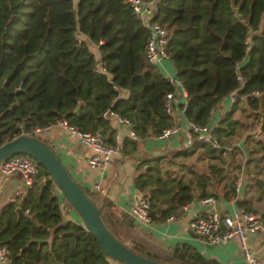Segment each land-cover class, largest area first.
Instances as JSON below:
<instances>
[{"label": "trees", "instance_id": "obj_1", "mask_svg": "<svg viewBox=\"0 0 264 264\" xmlns=\"http://www.w3.org/2000/svg\"><path fill=\"white\" fill-rule=\"evenodd\" d=\"M233 4L240 20L234 17L230 0H160L156 5L151 20L168 30L165 50L186 94L185 120L203 125L229 93L264 91V0ZM77 33L97 46L104 72L95 69L98 59ZM146 37V28L126 0H0V145L56 118L83 131L102 136L108 132L105 141L113 144L109 122L100 116L105 108L130 120L139 138L157 136L171 126L161 99L172 87L146 63ZM236 72L243 79L242 88ZM246 103L257 108L255 97H247ZM232 111L211 130L218 149L198 140L188 148L187 153L204 149L209 172L223 170L218 162L225 148L221 137L233 134L238 125ZM256 152L257 158H264V139L257 140ZM160 160H141L134 177L135 188L151 201L150 221L166 219L193 197L188 184L161 176ZM42 174V183L0 207V244L9 252L8 264H113L79 217L80 223L62 219L56 186L43 168ZM193 177L198 197L207 196L203 186L208 178ZM85 190L100 208L108 231L134 253L166 264H219L184 246L172 251L153 247L105 205L100 192Z\"/></svg>", "mask_w": 264, "mask_h": 264}, {"label": "crops", "instance_id": "obj_2", "mask_svg": "<svg viewBox=\"0 0 264 264\" xmlns=\"http://www.w3.org/2000/svg\"><path fill=\"white\" fill-rule=\"evenodd\" d=\"M76 36L89 45L99 65L97 46L81 33H77ZM155 67L164 78H175L174 67L168 59L159 60ZM180 90L178 86L175 92L173 121L179 125L181 131L175 135L167 138L150 135L131 140L128 139V128L125 125L119 124L113 118H106L112 130L113 141L114 135H118L120 151L112 156L110 164L102 170L90 168L87 165L86 158L89 151L78 140L68 137L61 128L53 127L41 131L36 137L53 150L62 166L82 188L97 192L92 190V185L98 183L104 190L100 196L104 198L105 205L128 222L137 235L148 244L165 251L184 246L187 252L199 253L202 257L214 259L219 264H242L241 248L236 238L224 240L217 245H210L201 242L190 233L188 222L192 215L207 208L199 202L200 189L193 176L208 178L203 191L208 194L207 196L216 198L215 206L218 210L230 212L233 208L243 207L253 211L264 225V158H257L260 154L256 152L257 140L264 138L257 131L254 116L246 108V100H238L235 107L233 104L231 108L233 109L231 117L238 121V125L233 134L221 137V142L225 147V156L220 154L222 160L218 162L223 170L215 169L209 172L204 149L199 148L192 153H187L188 148L184 145L182 130L185 126V119L179 107V104L184 103V99L179 97ZM125 95V91H119V96L124 97ZM229 105V95H226L212 109L208 124L216 126L228 113ZM218 108L221 111H218ZM251 121L254 122L252 128H250ZM250 134L254 137V142ZM108 135L109 133L106 132L103 138L106 140ZM215 138L213 136V139ZM132 141L134 145L131 146ZM152 157H161L158 167L163 178H172L188 184L193 197L189 201L188 209L181 211L178 208L172 215V219L166 217L164 220H151L145 225H139L131 219L128 206L135 202L141 194L134 186V177L138 173L137 166L141 160ZM237 178L240 180V186L238 191L234 192L232 191L233 181ZM22 187L23 184L18 174H10L6 180L0 177V188L3 190V194H0V207L5 203L7 196H13L16 200L17 197L21 198L24 194ZM19 189L23 191L16 194ZM55 192L62 219L80 223L75 212L70 207L66 208L67 203L59 190L56 189ZM263 237L261 230L248 232L245 236L246 248L254 252L259 260L264 259Z\"/></svg>", "mask_w": 264, "mask_h": 264}, {"label": "built area", "instance_id": "obj_3", "mask_svg": "<svg viewBox=\"0 0 264 264\" xmlns=\"http://www.w3.org/2000/svg\"><path fill=\"white\" fill-rule=\"evenodd\" d=\"M159 1L160 0H126L132 14L140 19L142 25L147 30L143 56L146 63L151 66H155L159 60L168 59L165 50L168 39V30L164 25L151 20L155 14L156 5ZM73 2H76V0H73ZM100 43L101 42H98V44ZM237 68L238 67L235 66L236 70ZM95 69L104 72V69L98 64ZM165 79L172 89L164 92L162 96V112L174 120V99L177 87L180 86L181 93L179 95L184 99L181 110L185 107L186 94L176 78L168 77ZM236 80L239 83V88H242L243 79L238 72H236ZM259 93V91H251L247 95L237 94L236 91L229 93L230 105L227 112L231 110L232 105L236 101L243 99L246 100L247 97L254 98ZM100 116L105 119L113 118L119 124L125 125L128 128V139H137L138 136L132 130L131 122L127 118L120 116L109 108L103 109ZM209 118L203 125L194 121L185 120V126L182 132L186 148H190L195 140L209 144L212 149L219 148L218 142L211 136V130L215 125L212 124V126H210L208 124ZM53 127L61 128L65 131L68 137L78 140L89 151L86 162L90 168H98L101 170L106 168L110 164L112 156L120 151L117 134L114 135V143L109 144L99 133L80 130L71 125L64 118H56L42 127H36L29 135L37 136L41 131ZM180 131L181 129L179 125L173 121L171 126L161 129L157 136L159 138H167ZM224 153V151L221 152L222 156H225ZM10 174H18L20 176L24 190L39 185L45 179V176L42 174V167L34 159L25 154H13L0 161V177L3 180H6ZM233 183L232 191L237 192L240 186L239 178L234 180ZM92 190L100 192L101 194L104 192L98 183L92 185ZM21 191H23V189H19L16 194ZM0 194H3L1 188ZM14 201L15 199L13 196H7L5 198V202ZM199 202L208 207L204 211L192 215L188 222L189 231L195 238L210 245H217L224 240L236 238L241 248L242 264H264V259L259 260L254 252L249 251L245 246V236L248 232L261 230L264 236V225L261 219L253 211L243 207H237L233 208L230 212H221L215 206L217 203L216 198L212 196L202 197L199 199ZM189 205L190 202H187L180 206L179 210L186 211ZM150 209L151 201L149 196L146 192H142L136 201L128 206V213L135 223L145 225L150 222ZM172 217V215H169L167 219H172ZM8 262L9 252L5 246L0 244V264H8Z\"/></svg>", "mask_w": 264, "mask_h": 264}, {"label": "water", "instance_id": "obj_4", "mask_svg": "<svg viewBox=\"0 0 264 264\" xmlns=\"http://www.w3.org/2000/svg\"><path fill=\"white\" fill-rule=\"evenodd\" d=\"M230 9L237 20L242 18L234 6L233 0H230ZM255 98L257 99V108L250 109L247 104L246 108L249 113L257 117V131L264 138V91L256 95ZM80 105L81 102L73 110L75 114H78ZM20 130H23V125L20 126ZM13 154L28 155L45 169L48 178L77 214L84 227L93 235L105 256L122 264H166L134 253L119 239L112 236L101 219L100 208L88 197V192L72 179L53 150L38 137L21 133L0 145V161ZM15 212L20 214V208L16 207Z\"/></svg>", "mask_w": 264, "mask_h": 264}, {"label": "rangeland", "instance_id": "obj_5", "mask_svg": "<svg viewBox=\"0 0 264 264\" xmlns=\"http://www.w3.org/2000/svg\"><path fill=\"white\" fill-rule=\"evenodd\" d=\"M217 110H218V111H221L220 108H218ZM253 124H254V122L251 121V124H250L251 126H250V128H252V125H253ZM256 125H257V119H256ZM249 136H250L251 140L254 142V137H252V134H250ZM255 153H256V152H255ZM71 177H72V176H71ZM72 179H73V178H72ZM63 199H64V198H63ZM64 200H65V199H64ZM65 202L67 203L66 200H65ZM66 203H65V204H66ZM67 204H68V203H67ZM67 204H66L65 206H66V208H69L70 205H69V204L67 205ZM70 208H71V207H70ZM71 210L74 211L72 208H71ZM76 215H77V214H76ZM119 239L121 240V238H119ZM124 242H125L127 245L130 244V241L127 240V239L124 240ZM113 264H122V263H120V262H116V261H115Z\"/></svg>", "mask_w": 264, "mask_h": 264}]
</instances>
